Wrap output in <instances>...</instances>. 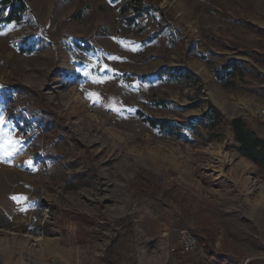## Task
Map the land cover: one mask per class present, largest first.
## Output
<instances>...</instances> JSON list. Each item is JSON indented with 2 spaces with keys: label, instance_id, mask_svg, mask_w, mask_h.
<instances>
[{
  "label": "rangeland",
  "instance_id": "obj_1",
  "mask_svg": "<svg viewBox=\"0 0 264 264\" xmlns=\"http://www.w3.org/2000/svg\"><path fill=\"white\" fill-rule=\"evenodd\" d=\"M26 1L27 22L0 31V110L21 141L0 161V264L264 261V167L231 126L264 137V0ZM232 59L248 72L226 84L214 70ZM210 105L217 125L194 120ZM182 227L200 239L187 255Z\"/></svg>",
  "mask_w": 264,
  "mask_h": 264
},
{
  "label": "trees",
  "instance_id": "obj_2",
  "mask_svg": "<svg viewBox=\"0 0 264 264\" xmlns=\"http://www.w3.org/2000/svg\"><path fill=\"white\" fill-rule=\"evenodd\" d=\"M137 10L140 8L135 6ZM135 9V10H136ZM123 12L128 10L122 9ZM30 15V7L26 0H0V31L6 29L9 26H20L27 22L28 16ZM133 17H129L131 20ZM32 43H25L19 45L22 51H31ZM248 72L246 63H242L239 60L232 59L223 64L221 68L215 69V77L222 80L226 84H235L234 74H244ZM167 72L162 70L159 72ZM170 74H177L176 71H168ZM186 77H190V73L181 71ZM216 115L222 116V112L214 105L210 107L199 117H195L194 120L198 123H204L205 120H211L214 125H217L219 121H216ZM141 118L148 124L150 128L157 129L160 132L166 134L180 135L183 132L181 124H176L170 119H159L149 116H143L140 113ZM231 126L234 132V137L238 142V150L241 155L245 156L249 160L253 161L260 167H264V137L259 136L242 117H235L231 120ZM209 252V251H208ZM210 253V252H209ZM113 260L112 257H109ZM116 262V261H115ZM122 264V260H121ZM247 264H264L261 259L249 261Z\"/></svg>",
  "mask_w": 264,
  "mask_h": 264
},
{
  "label": "snow or ice",
  "instance_id": "obj_3",
  "mask_svg": "<svg viewBox=\"0 0 264 264\" xmlns=\"http://www.w3.org/2000/svg\"><path fill=\"white\" fill-rule=\"evenodd\" d=\"M111 3V0H109ZM4 33H0V35H3ZM122 45L127 47L126 42L124 41H118ZM131 50H136L135 48ZM109 59L111 60H120L121 57L119 56H109ZM92 67H96V65H93ZM100 71H107V72H113L114 70L111 69L108 65H101ZM86 77H88L92 83L100 84L106 82L110 77L104 76H96L93 75V73L89 70H85L83 73ZM2 87V86H0ZM87 96L90 100H93L94 103L100 102V94L94 93V92H88ZM109 107L112 108L113 111L120 112L121 108L114 107L112 104H109ZM20 139H17L15 137V129L8 126V123L5 121L3 111L0 110V161H7L11 157L19 154L20 151ZM27 164L29 167L33 169V171L36 170V168L33 165V162L31 160L27 161ZM11 199L18 204H21V202H25L21 205L20 210L21 211H27L29 207H31L30 204L27 203L28 198L24 196H12Z\"/></svg>",
  "mask_w": 264,
  "mask_h": 264
},
{
  "label": "built area",
  "instance_id": "obj_4",
  "mask_svg": "<svg viewBox=\"0 0 264 264\" xmlns=\"http://www.w3.org/2000/svg\"><path fill=\"white\" fill-rule=\"evenodd\" d=\"M260 116L264 118V111L260 112ZM200 246V239L195 232L188 228L182 227L178 230V243L174 247V251L180 255H187L196 251Z\"/></svg>",
  "mask_w": 264,
  "mask_h": 264
}]
</instances>
